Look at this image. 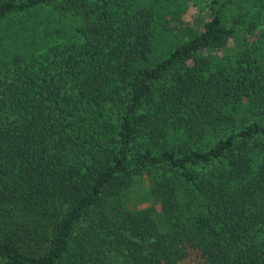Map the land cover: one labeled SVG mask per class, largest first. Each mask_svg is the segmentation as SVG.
<instances>
[{
	"label": "trees",
	"instance_id": "trees-1",
	"mask_svg": "<svg viewBox=\"0 0 264 264\" xmlns=\"http://www.w3.org/2000/svg\"><path fill=\"white\" fill-rule=\"evenodd\" d=\"M0 264H264V0H0Z\"/></svg>",
	"mask_w": 264,
	"mask_h": 264
},
{
	"label": "rangeland",
	"instance_id": "rangeland-1",
	"mask_svg": "<svg viewBox=\"0 0 264 264\" xmlns=\"http://www.w3.org/2000/svg\"><path fill=\"white\" fill-rule=\"evenodd\" d=\"M203 8V6L200 8V9H202ZM196 11V10H195ZM193 14L194 13V10H190V14ZM197 13V12H196ZM189 14V15H190ZM199 14H201V13H199ZM198 16L199 15H196V14H194V17L192 18V21H194L195 19H198ZM189 19H190V17H189ZM187 23V22H186ZM192 25V24H191ZM190 27V26H189ZM181 32H183V33H187V31L185 30V28H182L181 29ZM188 34H189V31H188ZM187 35V34H186Z\"/></svg>",
	"mask_w": 264,
	"mask_h": 264
}]
</instances>
